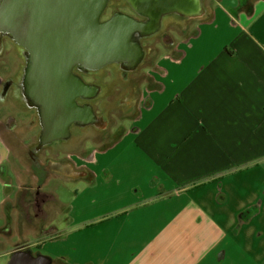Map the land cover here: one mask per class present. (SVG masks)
I'll return each mask as SVG.
<instances>
[{"label":"crops","instance_id":"1","mask_svg":"<svg viewBox=\"0 0 264 264\" xmlns=\"http://www.w3.org/2000/svg\"><path fill=\"white\" fill-rule=\"evenodd\" d=\"M153 4L171 7L161 12L160 26L175 22L167 30L171 40L159 42L169 51L159 55L160 71L151 72L158 87L146 96L153 103L124 134L119 127L85 142L79 158L68 157L91 172L81 178L89 185L65 207L66 231L50 226L34 247L62 244L53 264H264V0ZM161 114L169 135L150 133L146 142ZM160 152L173 163L161 166ZM19 159L2 139L3 212L19 200L21 178L10 171ZM131 160L149 165H132L135 173ZM120 191L112 211H127L117 222L101 218L103 207L96 217L88 214Z\"/></svg>","mask_w":264,"mask_h":264},{"label":"flooded vegetation","instance_id":"2","mask_svg":"<svg viewBox=\"0 0 264 264\" xmlns=\"http://www.w3.org/2000/svg\"><path fill=\"white\" fill-rule=\"evenodd\" d=\"M121 1H125V4H118L115 0L110 3L108 1L109 4L101 17H95V22L102 25L105 21L113 19L114 28H119L120 18L126 19L128 27L132 19L143 22L147 29L143 40L148 44L154 43L148 48L145 43L142 44L143 58L136 56L139 54L138 50L136 55L130 54L121 59H105L100 62L94 57L92 62L95 67L80 66L83 70L80 72L76 71V65L73 69V79L63 81L72 89L66 102L55 100L52 89L49 88L50 83L47 86L43 84L47 82L44 76H49L52 68L51 64H42L46 57L48 62L51 61L49 46L43 42L39 49H28L15 40V48L10 46L12 55L16 54L13 59L6 49L7 43H11L0 26V64L2 65L4 60L19 61L18 74L15 71L9 76L0 74V144L2 145L3 139L11 148V154L21 158L18 164L10 167L11 173L16 176L19 173L21 178V188L17 194L19 200L15 204L9 202L4 209L6 221L3 227L2 203L0 206V257L10 258L17 250H33L28 243L35 239L38 230L61 217L60 204L54 196L44 191L53 179L61 177L76 181L89 177L88 171L76 166L70 158L59 156L62 148L73 145L74 140H78L75 142L77 145L95 141L96 139H90L91 132L101 136L97 139L107 138L115 127L112 122L115 121L114 115L117 111L120 112L118 115H125L123 117H126V120L133 118L138 111V79L140 80L141 70L148 63L151 54L157 50L155 44L171 40L167 30L169 31L175 22L169 19L166 20L165 26L152 27V15L148 10L142 7L136 11L128 7V10L125 8L127 1ZM152 6L156 12L171 11V7L166 10V7L157 8L156 4ZM94 34L96 36L97 30ZM125 43L128 48L132 45L131 39H127ZM83 62L86 63V60ZM24 66L29 76H21ZM0 71L2 72V69ZM29 85L32 86V91H29ZM29 97L36 99V102H29ZM41 101L51 102L47 105V111ZM56 146H60L61 150H57ZM20 160L25 162L20 163ZM30 163L31 166L28 165ZM0 175L2 179V166ZM10 177L11 175H7L9 180ZM29 185L33 189L28 188ZM21 223L30 225L24 226ZM2 240L16 242L10 254L2 255ZM27 240L28 242L17 246V243Z\"/></svg>","mask_w":264,"mask_h":264},{"label":"rangeland","instance_id":"3","mask_svg":"<svg viewBox=\"0 0 264 264\" xmlns=\"http://www.w3.org/2000/svg\"><path fill=\"white\" fill-rule=\"evenodd\" d=\"M23 6H27L28 8H34V10H40L43 11L39 16H41L42 22L44 24V29L45 33L47 36L44 38V43L49 46L50 48V56H51V61L50 64L52 65V68L50 69L49 76H44L47 79V82H44L46 86L50 83L49 88L52 89V94L54 95L55 100H66L68 99V95L70 92H72V89H70L68 86L64 84L65 79L69 81V78L74 77L73 74V69L74 67L76 68L77 72L83 71L80 66H85L87 68H93L95 67V64L92 62V58L105 61V59L112 60V59H121L129 56L131 54V47L128 48V52L124 51L123 46L125 43V40L122 39L117 41V39L114 37L113 34H109L112 28L115 27V20L109 19L105 21L102 25L99 23L87 22L88 18L94 17L95 14L93 10H84V5H83V0H18ZM86 1V0H84ZM112 0H109V3ZM118 1V4H125V1L121 0H115ZM131 5L134 3L136 6H140V8H144L148 10L153 18L152 24H150L152 27L156 26L160 28L159 20L161 17L160 12H156L154 8L152 7L153 0H134L130 1ZM108 3V4H109ZM114 4V3H113ZM120 5V6H121ZM128 4H126L125 8L129 10ZM124 8V9H125ZM123 9V10H124ZM125 9V10H126ZM131 9V8H130ZM122 10V11H123ZM124 10V11H125ZM127 11V10H126ZM38 12V13H40ZM110 12V11H109ZM52 17H61V21L58 22ZM127 21L125 18H120L119 20V28H127L128 26L126 25ZM97 30V34L95 36L94 31ZM62 31V32H61ZM9 41L11 44L7 43L6 49L7 53L11 54L10 56L15 59L16 54L14 56L12 55V48H15L16 43L13 42L11 38H9ZM37 41V40H36ZM145 43V41H142V44ZM151 43H145V47L148 48ZM118 44V45H117ZM121 47H120V45ZM11 46V47H10ZM157 50L154 51L153 54H151L148 63L142 68L141 70V76L140 80L138 79V86H139V93H140V98L137 104V109L138 113L133 116V118L130 119H125L126 117H123L125 115H118L120 112L117 111V113L114 115V120L112 123L115 124V127L113 131H116L119 127L121 131L118 133V136L126 132L125 131V125H128V123L132 120H134L135 117H137L140 112H141V107L144 106L146 108H149L153 101L148 95V92L152 90L155 87H158V83L156 79L152 76L151 72L155 71L158 72L160 71V68L158 66L159 62V55H163L166 51L168 52L169 49L165 48L163 44H155ZM135 57V56H134ZM4 60L2 61V65L0 64V69H2V72L0 71V74L2 76H9L12 74L14 71L18 74L19 71V61L18 60ZM86 60V63L83 62V60ZM33 68H30V72L32 73ZM22 74L21 76H29L28 71L26 70L25 66L22 68ZM20 75V74H19ZM64 81V82H63ZM42 84V82H41ZM29 91H32V86L29 85L28 87ZM67 98V99H66ZM41 100L40 98H37V100ZM36 99L33 97H29L28 101L29 102H36ZM41 105H44V110L47 111V105L51 104L46 102V101H41ZM58 103H55L57 105ZM62 105V104H60ZM112 119V117H111ZM113 120V119H112ZM159 123L156 128H151L144 136V140L148 142L149 140L146 139L147 135L150 133L153 134H158L159 138L165 139L166 136L169 135L171 128L163 127V122L165 118H163V114L159 117ZM51 123V122H50ZM124 129V131H123ZM113 133V132H112ZM113 136V135H112ZM112 136L110 138H112ZM101 136H97L93 132H91V140H95L97 142H100ZM109 138V139H110ZM78 140H74L72 143L73 145H69L68 147L62 148V151L59 152V156L61 157H70V156H75L79 158L80 156L77 155L82 152L83 147L85 145V142L77 145L75 142ZM111 142V141H110ZM152 143V142H150ZM99 144V143H98ZM110 145V144H109ZM99 146L95 145L92 148L86 149V157L93 156L94 150L97 149ZM57 150H61L60 146H56ZM150 153V152H149ZM154 154V153H150ZM173 156V153H172ZM159 159L160 165L165 166L166 162H169L168 165L172 164L173 162L172 159H167L164 155V152H160V155L155 156ZM79 162V161H78ZM30 165V164H28ZM138 166H147L149 165L148 162H134L131 160L130 168L131 170H134L135 173H137L138 169H135L132 167ZM83 168V167H82ZM85 169V168H83ZM86 170V169H85ZM89 174L91 175V172L89 171ZM142 174H144L142 172ZM89 175V177H90ZM91 183V182H90ZM126 185L130 188L129 185H131L132 180L131 178L129 181L125 182ZM89 185V182L81 179L78 181L75 180H65L61 177L58 179H53V181L48 184L47 187L44 188V191L56 199V202L60 204V209L61 211V217H58L57 220L53 223H49L48 225H44L42 227L43 229L38 230L35 234V239L30 240L28 244L32 245L34 247L35 243H41L43 237L45 236V231L51 229V227H56L60 229V232L63 233L62 231H66V223L68 218L69 211L66 206L69 205V203L77 196L79 191L84 189L86 186ZM123 187V186H120ZM125 195V194H124ZM106 196L111 197V194H106ZM120 196L122 198V191L120 193L116 192L113 194L112 197L114 199H107L102 202L96 209H93V212H89L88 214L91 216H98L99 209L103 207V212L104 215L101 218L105 217H110L113 219H110L112 222H117L119 218V215H123L127 209L126 207L124 209H118L115 211H112L116 206L115 200H120ZM84 205V204H82ZM81 205V206H82ZM122 207V206H120ZM118 207V208H120ZM60 209L58 212H60ZM5 213V212H4ZM4 213L2 210V227L5 223V217ZM70 216V214H69ZM95 216V217H96ZM123 217V216H122ZM121 218V217H120ZM9 224V223H8ZM21 225H30L29 223H21ZM51 226V227H50ZM96 228H100V225H96ZM53 234H46V236H51ZM55 238L58 239H63L62 234L60 235L59 233H55L54 235ZM28 242L21 241L17 243V246H21L22 244ZM16 242L15 241H10L6 240L3 242L2 240V255H7L10 254L11 250L15 248ZM40 246V245H39ZM38 245H36L33 250L34 253H38V251L42 252L43 255L47 256V253L50 254L48 256H51V258H55V251H65L63 249L62 244H56L52 243L48 248L42 249L39 248ZM41 247V246H40ZM1 248V247H0ZM54 252V253H53ZM0 264H8L9 262V256H3L0 257Z\"/></svg>","mask_w":264,"mask_h":264},{"label":"water","instance_id":"4","mask_svg":"<svg viewBox=\"0 0 264 264\" xmlns=\"http://www.w3.org/2000/svg\"><path fill=\"white\" fill-rule=\"evenodd\" d=\"M108 1L109 0H83L84 10H93V14L96 13L95 17L100 18L107 7ZM38 12H40V10H34V8L23 6L18 0H0V26L4 33L12 40L18 41L28 49H39L47 34L45 30L42 29L44 28V24L41 16H39L43 11L40 13ZM54 19L58 22L61 21V17H55ZM94 19V17H90L87 22L90 20L93 21ZM145 32H147V29L143 22L132 19L129 27L123 29L118 27L112 28L109 34H113L117 41L119 40L118 43H120L122 39L125 41L131 39V54L136 55V52L139 50V54L137 53L136 56L143 58L142 41L146 36ZM121 49L124 51L128 50L126 43H124ZM47 55H49V52ZM47 59L48 57H46L42 64H50V61L48 62ZM8 264L53 263L51 257L40 253L34 254L33 250L29 248L27 250H17L11 254Z\"/></svg>","mask_w":264,"mask_h":264},{"label":"trees","instance_id":"5","mask_svg":"<svg viewBox=\"0 0 264 264\" xmlns=\"http://www.w3.org/2000/svg\"><path fill=\"white\" fill-rule=\"evenodd\" d=\"M89 173V172H88Z\"/></svg>","mask_w":264,"mask_h":264}]
</instances>
